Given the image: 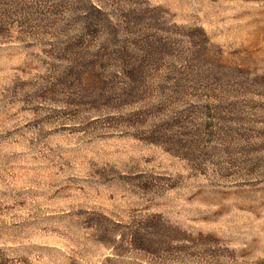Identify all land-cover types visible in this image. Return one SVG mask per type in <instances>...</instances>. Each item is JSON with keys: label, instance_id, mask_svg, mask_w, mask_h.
Instances as JSON below:
<instances>
[{"label": "rangeland", "instance_id": "obj_1", "mask_svg": "<svg viewBox=\"0 0 264 264\" xmlns=\"http://www.w3.org/2000/svg\"><path fill=\"white\" fill-rule=\"evenodd\" d=\"M148 1L196 34L172 64L204 111L186 157L94 107L107 98L71 74V24L2 19L0 264H264V0ZM154 212L174 230L145 226ZM139 225L145 243L119 240Z\"/></svg>", "mask_w": 264, "mask_h": 264}, {"label": "trees", "instance_id": "obj_2", "mask_svg": "<svg viewBox=\"0 0 264 264\" xmlns=\"http://www.w3.org/2000/svg\"><path fill=\"white\" fill-rule=\"evenodd\" d=\"M14 16L22 26L39 21L64 29L71 24V74L80 83L91 85L94 96L107 98L94 107L106 109L110 117L122 118L132 128V135L162 144L180 156L189 154L197 131L205 125L197 121V114L204 111L198 101L188 107L178 98L177 94L183 90L180 85L184 83V67L172 64H184L178 37L196 34L175 30L177 25L170 23L161 6L148 0H74L71 9V0L52 5H34L31 0H0V32L5 31L6 25L2 19ZM201 30L203 39L208 41L204 29ZM208 50L200 45L191 49V54L202 58L206 52L211 57ZM98 85L114 88L101 92ZM149 85H175V90L169 91L173 95L164 93L169 96L166 99L151 101L147 99L151 90L161 93L168 88L153 89ZM213 118L216 116L206 118L207 128H212ZM147 219L144 225L154 233L174 230L158 212L150 213ZM119 234L120 241L145 243L140 225Z\"/></svg>", "mask_w": 264, "mask_h": 264}]
</instances>
